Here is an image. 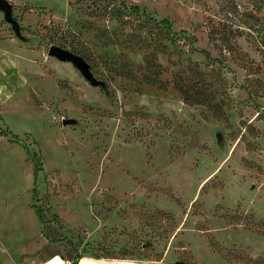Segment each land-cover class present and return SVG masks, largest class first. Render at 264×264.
I'll return each mask as SVG.
<instances>
[{"label":"rangeland","instance_id":"374dc122","mask_svg":"<svg viewBox=\"0 0 264 264\" xmlns=\"http://www.w3.org/2000/svg\"><path fill=\"white\" fill-rule=\"evenodd\" d=\"M8 1L22 36L0 10V264H264V0H119L121 19L104 0Z\"/></svg>","mask_w":264,"mask_h":264},{"label":"water","instance_id":"95a60500","mask_svg":"<svg viewBox=\"0 0 264 264\" xmlns=\"http://www.w3.org/2000/svg\"><path fill=\"white\" fill-rule=\"evenodd\" d=\"M0 10L3 11L5 20L12 25L15 33L21 37L20 26L18 21L13 17V6L8 0H0ZM49 54L61 61L70 62L74 64L85 76L86 79L90 81L93 86H99V82L96 80L93 72L91 71L90 65L86 60L69 51L67 49L61 48L59 46H52L49 50ZM74 120H65L64 125L74 123Z\"/></svg>","mask_w":264,"mask_h":264},{"label":"crops","instance_id":"0c3cea01","mask_svg":"<svg viewBox=\"0 0 264 264\" xmlns=\"http://www.w3.org/2000/svg\"><path fill=\"white\" fill-rule=\"evenodd\" d=\"M63 256L66 264H173L166 257L159 259H140V258H114V257H98L89 253H80L78 255L65 250L61 254L50 251L42 252L38 255L36 264H43L52 256ZM28 263V262H27ZM190 264V263H180ZM192 264V263H191Z\"/></svg>","mask_w":264,"mask_h":264},{"label":"trees","instance_id":"16d2710c","mask_svg":"<svg viewBox=\"0 0 264 264\" xmlns=\"http://www.w3.org/2000/svg\"><path fill=\"white\" fill-rule=\"evenodd\" d=\"M117 1H119V0H109V1L104 0V2H102V3L105 5H98V7H97V8H99L100 14L106 15L109 13L110 15H115V17H119L120 19L123 15L126 18V16H128L130 14V12H128V7L124 3L121 6L116 5L115 2H117ZM130 9L132 12H136L139 14L140 8L138 6H135V5L131 6ZM123 20H125V19H123ZM145 21L151 22L153 24L152 26L166 25V26L162 27V29H167V28H169L168 26L170 25V22L166 19L161 21V22H157L156 19H153L150 17V18H147ZM145 21L139 22L138 26L146 28V22ZM124 22H127V21H124ZM131 37L132 38H135V37L139 38L138 42H146V40L144 39V37L141 34H133V35H131ZM157 42H158V40H157ZM146 63L148 64L149 67H153V68L157 67L159 70L162 69V66L157 65L153 59L150 60L148 58L146 60ZM151 84H156V82H152ZM176 88L183 95L185 102H187V103L199 102V101L192 100L191 97L188 95L189 87H184L183 85L176 84Z\"/></svg>","mask_w":264,"mask_h":264},{"label":"built area","instance_id":"2783aa9c","mask_svg":"<svg viewBox=\"0 0 264 264\" xmlns=\"http://www.w3.org/2000/svg\"><path fill=\"white\" fill-rule=\"evenodd\" d=\"M43 264H66L63 256L56 255L46 260Z\"/></svg>","mask_w":264,"mask_h":264}]
</instances>
